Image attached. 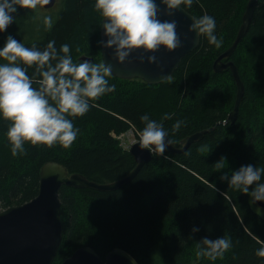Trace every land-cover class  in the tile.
I'll return each mask as SVG.
<instances>
[{
	"label": "trees",
	"instance_id": "obj_1",
	"mask_svg": "<svg viewBox=\"0 0 264 264\" xmlns=\"http://www.w3.org/2000/svg\"><path fill=\"white\" fill-rule=\"evenodd\" d=\"M248 0H193L181 5L194 17L212 15L222 45L216 48L200 34L196 49L180 61L172 76L158 84L109 76L114 91L90 101V109L73 119L80 129L70 147L25 143L13 155L0 119V211L37 195L39 172L49 161L63 165L96 184L125 177L135 167L118 142L133 131L138 137L145 112L162 123L176 148L197 132H205L183 152L153 153L151 160L126 184L113 190L59 188L61 242L52 264H61L75 250L88 246L101 259L120 248L139 264H264L256 252L264 248V219L252 198L221 179L241 165L264 167V0H257L247 32L229 58L244 86L236 118V83L229 69L214 72L215 59L234 42ZM44 13L19 8L4 33L26 46L43 49L68 43L74 62L80 57L102 63L101 17L94 0H57ZM51 16L48 29L44 17ZM32 68L28 69L31 75ZM34 86H38L34 85ZM181 120L176 131L172 125ZM225 159H221V158ZM217 164L220 167H217ZM264 182V176H262ZM259 206V205H258ZM199 231L193 232V227ZM230 238L231 247L215 260L197 255L200 240Z\"/></svg>",
	"mask_w": 264,
	"mask_h": 264
},
{
	"label": "clouds",
	"instance_id": "obj_2",
	"mask_svg": "<svg viewBox=\"0 0 264 264\" xmlns=\"http://www.w3.org/2000/svg\"><path fill=\"white\" fill-rule=\"evenodd\" d=\"M38 3L39 0H0V33L13 23L19 8L35 9ZM192 3L193 0H159V3L157 0H94L93 7L101 17L100 27L106 37L97 43L102 48L113 49L118 63L125 62L135 50L148 54V63H158L154 55L157 50L163 47L173 51L182 45L176 21L160 19V6L170 16L182 4ZM44 23L51 29L52 17L45 16ZM216 28L215 17L208 14L194 17L189 25V31L204 35L209 44L219 48L223 41L218 38ZM55 43L50 40L43 49L35 45L28 47L8 34L0 46V119L8 121L6 136L13 155L24 153L25 143L70 147L80 131L73 119L89 111L90 101L116 88L108 79L112 65L88 59L74 62L70 44H62L58 50ZM139 59L143 63L144 55ZM29 68L33 69L31 75ZM140 120L144 124L138 136L140 147L163 154L171 143L168 131L147 112ZM182 123L176 120L172 129L178 131ZM262 176L264 167L250 163L233 170L231 175L223 173L221 179L248 194L253 202H259L264 201ZM192 231L199 229L194 226ZM230 247V238L204 237L197 255L215 260ZM256 255L264 257V248L258 249Z\"/></svg>",
	"mask_w": 264,
	"mask_h": 264
},
{
	"label": "water",
	"instance_id": "obj_3",
	"mask_svg": "<svg viewBox=\"0 0 264 264\" xmlns=\"http://www.w3.org/2000/svg\"><path fill=\"white\" fill-rule=\"evenodd\" d=\"M56 0H40L44 9L54 6ZM257 0H248L242 16V22L232 45L220 54L213 63L214 72L229 69L236 83V96L233 110L229 119L234 120L237 116L241 98L244 93L243 83L238 75L233 62H223L230 57L238 43L248 30ZM159 3V0H157ZM161 7L160 19L175 20L177 23V34L179 35L181 47L167 51L163 47L154 55L158 63L147 62V55L140 50L130 53L123 63H118L114 58L113 49L101 47L102 63L112 65L110 76L132 80L139 79L147 84H158L169 79L177 69L180 61L185 55L197 48L200 35L189 31V25L194 16L182 7L178 8L172 15H165L163 5ZM106 39L103 28L100 27V40ZM153 54V53H149ZM144 55V62L139 57ZM92 58L82 56L80 60ZM205 132H197L188 136L181 142V147L176 148L171 142L165 149L166 152H183L191 143L200 139ZM169 139V137H168ZM170 140V139H169ZM171 141V140H170ZM128 153L133 158L135 167L125 177L107 184H96L87 180L80 174H69L67 169L58 162L49 161L43 164L39 172V184L37 195L28 202L11 206L0 211V264H52L61 242L62 224L60 219L59 188L62 185L75 188H93L97 190H113L129 182L147 164L155 151L149 152L142 149L139 141L131 144ZM264 208V202H256ZM61 264H139L128 252L114 248L107 252L104 259L90 247L85 246L75 250Z\"/></svg>",
	"mask_w": 264,
	"mask_h": 264
},
{
	"label": "rangeland",
	"instance_id": "obj_4",
	"mask_svg": "<svg viewBox=\"0 0 264 264\" xmlns=\"http://www.w3.org/2000/svg\"><path fill=\"white\" fill-rule=\"evenodd\" d=\"M37 6L39 7V12H41V13H44V11H49L50 10V9H44L41 6V4H40V0H39V3L37 4ZM53 8H51V9H53ZM82 56H84V55H82ZM116 138L118 139L119 145H120V147L123 150H127L126 147L128 145H130L131 143H134V142H137L138 141V137L133 133V131H127V132L119 135ZM262 202H264V201H262ZM253 209H254L255 213H257L262 219H264V208H262V207H260V206H258V205L255 204V206L253 207Z\"/></svg>",
	"mask_w": 264,
	"mask_h": 264
},
{
	"label": "built area",
	"instance_id": "obj_5",
	"mask_svg": "<svg viewBox=\"0 0 264 264\" xmlns=\"http://www.w3.org/2000/svg\"><path fill=\"white\" fill-rule=\"evenodd\" d=\"M131 144H132V143H131ZM129 146H130V145H128V146L126 147V149H128V148H129Z\"/></svg>",
	"mask_w": 264,
	"mask_h": 264
},
{
	"label": "bare ground",
	"instance_id": "obj_6",
	"mask_svg": "<svg viewBox=\"0 0 264 264\" xmlns=\"http://www.w3.org/2000/svg\"><path fill=\"white\" fill-rule=\"evenodd\" d=\"M56 2H57V0H56ZM56 2H55V4H56ZM55 4H54V6H55ZM54 6H53V7H54ZM50 9H51V8H50Z\"/></svg>",
	"mask_w": 264,
	"mask_h": 264
}]
</instances>
